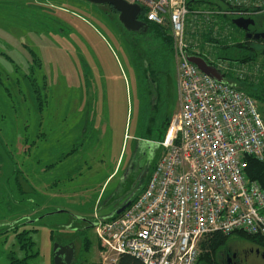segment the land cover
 Returning <instances> with one entry per match:
<instances>
[{
    "label": "rangeland",
    "instance_id": "374dc122",
    "mask_svg": "<svg viewBox=\"0 0 264 264\" xmlns=\"http://www.w3.org/2000/svg\"><path fill=\"white\" fill-rule=\"evenodd\" d=\"M228 18L221 16L220 25L231 24L236 37L222 36L221 45L228 47L212 46L210 59L229 66L226 77L236 80L233 68L241 65L232 59L250 52L229 47L245 33ZM254 19L264 30V11ZM159 43L154 33L126 30L108 5L0 0V264H55V244L64 238L75 242L73 264L106 263L95 229L78 233L76 216L102 217L117 205L107 200L116 194L130 163L134 137L147 138L159 148L164 118L152 117L140 97L148 65L168 69L170 106L178 109L174 47L173 52H156ZM263 63V52L249 63L253 71L260 67L251 82L264 79ZM257 103L264 119V100ZM121 149V168L104 186L119 164ZM74 158L79 171L71 172ZM25 181L32 192L25 190ZM25 231L23 239L19 234ZM243 239L235 233L228 244L236 246ZM249 261L264 264L255 254Z\"/></svg>",
    "mask_w": 264,
    "mask_h": 264
},
{
    "label": "built area",
    "instance_id": "2783aa9c",
    "mask_svg": "<svg viewBox=\"0 0 264 264\" xmlns=\"http://www.w3.org/2000/svg\"><path fill=\"white\" fill-rule=\"evenodd\" d=\"M127 1L139 4L147 21L170 29L180 104L142 192L118 216H95L104 263L117 264L127 253L143 264H197L201 241L213 232L264 237V186L247 174L250 157L264 162L257 100L190 61L201 57L225 76L230 67L210 59L215 44L205 34L212 27L214 39L231 38L233 29L220 25V17L251 18L264 11V0H219L223 7H191L189 0ZM259 68L233 69L244 78Z\"/></svg>",
    "mask_w": 264,
    "mask_h": 264
},
{
    "label": "flooded vegetation",
    "instance_id": "af4514ba",
    "mask_svg": "<svg viewBox=\"0 0 264 264\" xmlns=\"http://www.w3.org/2000/svg\"><path fill=\"white\" fill-rule=\"evenodd\" d=\"M109 6V5H108ZM111 7V6H110ZM113 8V7H112ZM254 19V17H251ZM255 20L254 25H250L247 31L243 30L245 35L247 34H257L264 33L262 30V25ZM250 41L255 42L254 38H248ZM264 38L260 37L259 46L260 51L264 53ZM159 72V71H158ZM155 69H148L146 75V84L144 88L147 90L148 98H149V110L153 111L152 117L163 116L164 119L168 118L171 113L170 106V79H169V71L168 69L160 70V74ZM162 73V74H161ZM159 74V75H158ZM156 114V115H155ZM155 115V116H154ZM150 142V143H149ZM151 140L146 139L145 142H136L134 146L133 152L131 154V160L126 169L123 171L120 181L118 183V190L116 194L110 198H108V204H116L113 207L112 211H109L102 217L111 216L122 206L127 205L128 203H132L136 197L142 192L144 187L146 186L152 171L155 167L156 162L160 157V147L153 148L151 144ZM74 168L77 169L76 165L77 160L74 158ZM62 158L59 159L58 162H61ZM89 168V167H88ZM79 169V168H78ZM77 169V170H78ZM79 171V170H78ZM91 171V170H90ZM25 190L33 191L32 186L29 185L28 181L23 182ZM120 201V202H116ZM98 216V215H97ZM100 217V216H99ZM42 218V216H40ZM76 218L80 221V227L76 228V231L81 234H86L92 227V223H96L95 216L90 214L88 215H77ZM35 222L36 219H29V222ZM4 225V224H3ZM73 243V244H72ZM85 245L90 243L89 237H85L84 241ZM63 248V257H67L71 254V247H74V260L76 258V245L75 242L70 238H64L62 242L58 243ZM220 259L216 264H251L249 261V257L252 254H255L257 257H260L264 260V246L261 244H257L256 242L250 239H243L237 242L236 246H229L227 243L223 246L222 249L217 253ZM73 262L71 264H73ZM55 263V262H54Z\"/></svg>",
    "mask_w": 264,
    "mask_h": 264
},
{
    "label": "trees",
    "instance_id": "16d2710c",
    "mask_svg": "<svg viewBox=\"0 0 264 264\" xmlns=\"http://www.w3.org/2000/svg\"><path fill=\"white\" fill-rule=\"evenodd\" d=\"M194 2L209 3L210 5L223 7V3L220 2L219 0H189V5L191 7L196 6L193 4ZM258 15L259 14H255L254 16H258ZM225 17H227V18L229 17L228 19L234 20L233 17L232 18L230 16H225ZM140 19H143L149 25V29H148L146 34L154 33L156 35V38L160 39V43H159V45L155 51L156 52H163V50H165V51H167V53H169V51L173 52V38L170 35L171 33H169L168 29L165 28L164 26L157 25V24H154L152 22L147 21L145 18L144 12H142V14L140 15ZM226 24L228 25L229 23H226ZM229 25L233 29L231 38L234 39L236 37L235 34H233V32H235V30L231 24H229ZM213 29L214 28L211 27L210 30L208 31V33L205 34V36L207 37L206 40L214 43L216 46L219 45V46H222L224 48H227L228 45H225V44L221 45L220 40L214 39L212 37ZM137 34H139V33H137ZM242 39H240L241 41H238V42L233 41V44L229 45V47L231 46L232 48H234L235 51H245L246 50V51L250 52L249 54H247L245 56L234 55L235 58H233L232 60L240 62V63H236L237 65L238 64L239 65H245V64H249L251 62H255L257 60L258 55L260 53H262L259 50L260 49L259 44H257L258 45L257 46L256 43L250 41L246 37V35H245V38H242ZM262 65L264 67V63ZM148 69H155L158 71L161 70L160 68H158V65L154 66V67H150L148 65ZM146 75H147V73L143 72V77L145 78V80H146ZM225 77H226V74H225ZM252 78H253L252 76H244V78L237 76L236 80H232V79L229 80L228 78L227 79L229 80V82L233 83L238 89L243 90L248 95L255 98L256 100H258V99L264 100V79H261L260 83L255 84V83L251 82V80H253ZM248 160H249L248 168H247L248 177L251 180L259 181L261 183V185L264 186V162L256 160L253 157H250ZM26 232L27 231H25L19 235H21L22 238L25 239ZM241 235L244 237V239H250V240L256 242L257 244H261L264 246V237H262V236H249V235H246L243 233H241ZM231 237H232V235H225L221 232H213V233L207 235L201 241V251H202L201 253L202 254H201L197 264H200V263H202V264H216L217 263V261H216L217 260V253L219 252L220 249L223 248V246H225L228 243V241L230 240ZM13 263H14V261L11 264H13ZM117 264H143V262L141 259H139V258H137L131 254L126 253L120 257L119 262Z\"/></svg>",
    "mask_w": 264,
    "mask_h": 264
},
{
    "label": "water",
    "instance_id": "95a60500",
    "mask_svg": "<svg viewBox=\"0 0 264 264\" xmlns=\"http://www.w3.org/2000/svg\"><path fill=\"white\" fill-rule=\"evenodd\" d=\"M94 5L104 6L109 5L113 7L119 13V21L124 26V28L128 31L145 34L149 29L148 23L140 19V15L142 12V7L139 4L130 3L127 0H83ZM233 23L238 27L245 31H247L250 25L255 24V20L253 18H236L233 20ZM247 38H254L255 40H259L260 37L264 38V33L247 34ZM190 61L198 66V68L212 76L218 81H224V76L217 70V68L213 65L207 63V61L201 57L192 56L190 57ZM150 143V142H149ZM118 190V188H117ZM131 203H128L125 206L119 208L115 213L111 216H118L121 214ZM64 210H60L59 212H63ZM96 223H92V227H95ZM73 244V243H72ZM63 248L58 243L55 244L54 247V262L55 264H71L74 260V247H71V254L67 257H63Z\"/></svg>",
    "mask_w": 264,
    "mask_h": 264
},
{
    "label": "crops",
    "instance_id": "0c3cea01",
    "mask_svg": "<svg viewBox=\"0 0 264 264\" xmlns=\"http://www.w3.org/2000/svg\"><path fill=\"white\" fill-rule=\"evenodd\" d=\"M211 45V44H210ZM215 46V45H214ZM157 72H158V70H157ZM159 74H160V71L158 72ZM158 74V75H159ZM162 74V73H161ZM169 79H170V90L172 89V79H171V77H170V73H169ZM224 79L225 80H228L225 76H224ZM144 81V80H143ZM229 81V80H228ZM145 85V84H144ZM177 86H178V81H177ZM142 91V93H140V97H141V103H142V108H143V106L144 105H146L147 104V106L149 105V98H148V94H147V90L146 89H142L141 90ZM172 101H173V98H172ZM173 103V102H172ZM179 107V106H178ZM177 107V108H178ZM172 109V111H171V113H170V115L168 116V118H166V119H164L163 121L165 122L164 123V127H163V129H164V133H162V137H164V135H165V132H166V129H167V126H168V123H169V120H170V117L172 116V114L176 111L175 109H174V106H172L171 107ZM129 135V134H128ZM129 137V136H128ZM127 137H125V139H126ZM129 139V138H128ZM147 138H144V137H141V136H137V137H134V139H133V142H132V144H133V149H134V146L136 145V142L138 143V142H145V140H146ZM162 140V139H161ZM160 140V141H161ZM159 140H157L156 141V145L160 142ZM161 149V148H160ZM123 152H124V149H121V152H120V155H119V157H120V161H119V164L117 165V167H115L114 168V170L107 176V178H106V180H105V183H104V186H106V184L108 183V182H110L117 174H118V172H119V170H120V168H121V165H122V161H123V158L121 157V156H123ZM122 159V160H121ZM114 176V177H113ZM112 197V196H111Z\"/></svg>",
    "mask_w": 264,
    "mask_h": 264
}]
</instances>
